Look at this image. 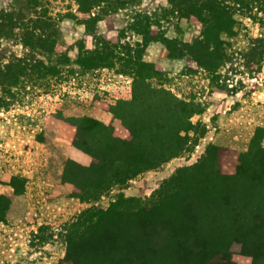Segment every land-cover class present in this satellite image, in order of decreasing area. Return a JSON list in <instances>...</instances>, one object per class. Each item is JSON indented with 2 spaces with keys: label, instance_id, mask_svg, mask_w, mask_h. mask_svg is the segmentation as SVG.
<instances>
[{
  "label": "rangeland",
  "instance_id": "1",
  "mask_svg": "<svg viewBox=\"0 0 264 264\" xmlns=\"http://www.w3.org/2000/svg\"><path fill=\"white\" fill-rule=\"evenodd\" d=\"M93 5L40 0L33 10L28 0H0V73L12 64L20 74L17 84L0 79V264H71L69 249L103 211L150 203L179 169L213 146L229 150L226 171L234 170L238 153L260 141L264 146L263 20L238 13L235 32L224 35L225 58L207 67L189 59L185 46L203 27L170 0ZM7 14L16 26L4 20ZM27 31L34 46L24 42ZM37 36L46 42L37 46ZM104 55V65L86 63ZM136 63L155 64L154 86L201 108L183 132L185 147L155 168L76 195L66 166L70 160L89 166L92 157L75 145V123L97 117L127 136L111 110L132 97L125 95L133 92ZM232 264H252V258L235 253Z\"/></svg>",
  "mask_w": 264,
  "mask_h": 264
},
{
  "label": "trees",
  "instance_id": "2",
  "mask_svg": "<svg viewBox=\"0 0 264 264\" xmlns=\"http://www.w3.org/2000/svg\"><path fill=\"white\" fill-rule=\"evenodd\" d=\"M102 1L88 0L93 6ZM38 2L28 0L33 10ZM170 2L203 27L194 41L185 43L189 59L201 66L217 65L225 58L224 35L235 32L241 22L238 13L264 21V0ZM8 14L4 20L16 26ZM26 34L25 44L34 46L30 32ZM35 42L40 46L46 39L37 36ZM106 59L88 57L86 63L100 66ZM11 66L6 65L8 72L0 73V79L17 84L19 70ZM156 68L136 63L132 97L112 106L113 118L128 129L127 136L116 135L112 121L97 117L84 116L75 123V145L92 157L89 166L74 160L66 166L76 195L155 168L185 147L183 132L193 127L191 117L201 108L166 87L154 86ZM228 152L211 147L201 161L179 169L148 204L100 213L93 230L69 249L71 264H232L235 253L251 256L252 264H264V146L260 141L238 153L233 171L223 168Z\"/></svg>",
  "mask_w": 264,
  "mask_h": 264
},
{
  "label": "crops",
  "instance_id": "3",
  "mask_svg": "<svg viewBox=\"0 0 264 264\" xmlns=\"http://www.w3.org/2000/svg\"><path fill=\"white\" fill-rule=\"evenodd\" d=\"M131 94L130 95H128L127 94V96L125 95V97H129V96H131L132 95V90H131V92H130ZM125 93H123V95H124ZM121 96V95H120ZM120 96H116V97H120ZM110 117V116H109ZM109 118H106V121L108 120Z\"/></svg>",
  "mask_w": 264,
  "mask_h": 264
}]
</instances>
